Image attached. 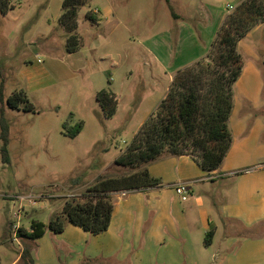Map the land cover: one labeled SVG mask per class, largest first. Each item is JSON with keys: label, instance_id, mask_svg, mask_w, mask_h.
Instances as JSON below:
<instances>
[{"label": "rangeland", "instance_id": "rangeland-1", "mask_svg": "<svg viewBox=\"0 0 264 264\" xmlns=\"http://www.w3.org/2000/svg\"><path fill=\"white\" fill-rule=\"evenodd\" d=\"M9 1L13 8L0 12V114L3 110L10 127L9 162L0 154V264H29L18 256L34 242L17 237L16 229L29 227L31 220L49 221L65 200L78 199L97 179L130 172L115 160L158 106L169 78L206 55L222 24L215 28L218 16L234 0H170L173 11L187 17L177 20L188 26L181 27L180 37L164 0H88L77 16L83 46L75 55L67 53L68 35L58 23L63 0ZM200 2L212 10L209 25ZM87 13L99 15L100 22ZM259 26L254 39H264V24ZM237 48L244 65L247 57ZM257 54L264 71V44ZM102 89L116 95L110 118L96 101ZM17 90L26 93L32 111L8 107L6 99ZM78 122L82 130L70 138ZM46 236L38 243L44 247L38 264H68L72 257L60 252V238ZM79 243L78 251L85 253L88 243ZM154 249L149 244L139 253L148 260ZM89 264L118 263L110 258Z\"/></svg>", "mask_w": 264, "mask_h": 264}, {"label": "crops", "instance_id": "crops-1", "mask_svg": "<svg viewBox=\"0 0 264 264\" xmlns=\"http://www.w3.org/2000/svg\"><path fill=\"white\" fill-rule=\"evenodd\" d=\"M241 1L226 5V13L218 16L216 29L229 9ZM199 4L198 8L206 13L205 24L209 25L213 22L212 10L209 5L207 10L206 3ZM94 13L101 12L95 9ZM93 18L100 22L99 15ZM177 20L174 19L175 35L180 37L181 27L188 26L178 24ZM259 28L238 44L247 59L233 86L229 117L232 143L221 166L207 173L189 156L160 157L149 163L147 169L161 179L162 187L111 193V222L100 235H90L71 224L60 234L46 231L33 241L34 264L43 256L44 247L38 248V243L46 240L47 234L60 238V252L72 257L68 264L110 258L118 264H264V71L259 67L257 54L264 39H254ZM79 52L80 49L69 55ZM172 79L173 75L158 100L165 96ZM177 186L188 191L185 201L175 192ZM210 230L213 235L206 244ZM82 240L88 243L85 253L78 251ZM149 244L155 248V256L144 260L139 252H146ZM52 249L48 251L54 252Z\"/></svg>", "mask_w": 264, "mask_h": 264}, {"label": "trees", "instance_id": "trees-1", "mask_svg": "<svg viewBox=\"0 0 264 264\" xmlns=\"http://www.w3.org/2000/svg\"><path fill=\"white\" fill-rule=\"evenodd\" d=\"M164 1L171 16L179 19L170 0ZM86 3L88 0L62 1L58 23L68 35L65 42L68 54L76 53L82 46L77 34V16ZM12 8L9 0H0L2 14L6 15ZM86 17L95 22L90 13ZM261 24H264V0H243L236 5L225 16L206 55L174 74L165 96L115 160L117 165L127 167L130 172L118 177L97 179L85 188L78 199L65 200L61 212L53 215L47 223L31 220L27 229L18 227L17 237L35 241L46 231L62 233L67 224L79 227L90 235L104 233L113 213L111 193L145 191L163 186L161 179L152 176L147 169L149 163L162 156L186 155L207 173L217 170L232 143L229 117L233 108V86L243 67L237 46L239 41ZM96 101L106 118L116 113L117 99L112 91L99 90ZM6 102L10 109H34L23 90L13 92ZM82 127L83 123L78 122L68 131V136L75 138ZM9 129L2 110L0 154L3 163L9 162ZM8 225L9 229L13 228L11 223ZM212 235L213 231L210 230L205 238L206 244L210 243ZM20 258L33 264L28 247L22 249ZM90 262L84 260L80 264Z\"/></svg>", "mask_w": 264, "mask_h": 264}, {"label": "built area", "instance_id": "built-area-1", "mask_svg": "<svg viewBox=\"0 0 264 264\" xmlns=\"http://www.w3.org/2000/svg\"><path fill=\"white\" fill-rule=\"evenodd\" d=\"M175 192L181 197L182 201H185L187 199L188 191L184 187L177 186L175 188Z\"/></svg>", "mask_w": 264, "mask_h": 264}]
</instances>
